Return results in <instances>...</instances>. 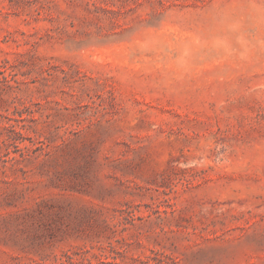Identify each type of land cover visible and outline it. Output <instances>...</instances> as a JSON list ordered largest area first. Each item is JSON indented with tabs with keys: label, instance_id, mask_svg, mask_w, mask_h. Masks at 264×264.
I'll list each match as a JSON object with an SVG mask.
<instances>
[{
	"label": "rangeland",
	"instance_id": "rangeland-1",
	"mask_svg": "<svg viewBox=\"0 0 264 264\" xmlns=\"http://www.w3.org/2000/svg\"><path fill=\"white\" fill-rule=\"evenodd\" d=\"M0 264H264V0H0Z\"/></svg>",
	"mask_w": 264,
	"mask_h": 264
}]
</instances>
